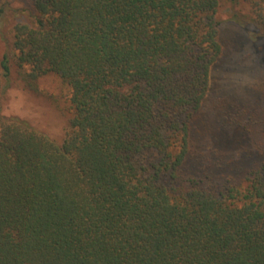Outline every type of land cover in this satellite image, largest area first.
<instances>
[{
    "label": "trees",
    "instance_id": "obj_1",
    "mask_svg": "<svg viewBox=\"0 0 264 264\" xmlns=\"http://www.w3.org/2000/svg\"><path fill=\"white\" fill-rule=\"evenodd\" d=\"M231 3L264 30V0ZM220 4L33 0L35 23L14 29L20 81L37 91L56 74L72 118L59 144L6 117L4 55L0 264H264V163L220 190L184 171L222 54ZM245 119L239 109L228 122Z\"/></svg>",
    "mask_w": 264,
    "mask_h": 264
},
{
    "label": "rangeland",
    "instance_id": "obj_2",
    "mask_svg": "<svg viewBox=\"0 0 264 264\" xmlns=\"http://www.w3.org/2000/svg\"><path fill=\"white\" fill-rule=\"evenodd\" d=\"M218 20L222 54L210 71V86L202 109L191 121L193 155L185 166L187 176H211L218 190L228 178L245 185L247 173L264 163V30L252 23L248 3L220 0ZM6 9L0 23V63L10 52L11 84L4 98V115L29 122L61 144L69 132L72 112L69 89L56 74L38 81L31 91L20 81L13 49L17 25L35 23L33 0H0ZM239 13L241 22L234 19ZM0 67V87L4 86ZM246 112L243 124L229 125L228 117Z\"/></svg>",
    "mask_w": 264,
    "mask_h": 264
}]
</instances>
